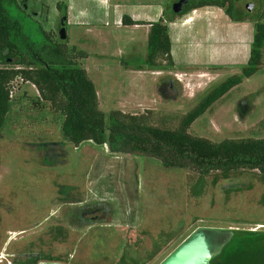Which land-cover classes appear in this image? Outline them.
I'll return each instance as SVG.
<instances>
[{
  "label": "rangeland",
  "instance_id": "rangeland-1",
  "mask_svg": "<svg viewBox=\"0 0 264 264\" xmlns=\"http://www.w3.org/2000/svg\"><path fill=\"white\" fill-rule=\"evenodd\" d=\"M117 1H153L166 13L177 0ZM16 2L19 9H8L25 28L40 25L54 40L87 54L78 62L94 81L102 110H152L156 120L184 115L220 82L240 74L255 32V20L234 22L217 5L197 8L165 21L178 27L171 31L176 66L139 72L132 69H147L142 65L147 41L137 39L145 21L118 34L108 21L98 26L89 18L77 20L73 0H27L26 8ZM232 2L243 13L252 11L246 8L251 2L257 7L253 15L264 20V0ZM58 3L67 7L62 34L65 11ZM196 16L197 22L187 23ZM85 27L96 31L84 34ZM33 37L42 39L36 32ZM62 122L34 84L12 82L11 108L0 131V264L19 253L52 256L56 259L47 262L58 264H121L122 258L129 264H160L201 228L223 230L214 237L219 243L233 231L236 262L264 264V174L242 171L214 185L212 175L201 180L196 172L167 168L156 158L113 153L92 141L75 146L63 136ZM190 131L213 141L264 138V62ZM56 228L66 237L55 238ZM244 234L252 238L241 259L238 241ZM168 236L171 240L152 256L155 242Z\"/></svg>",
  "mask_w": 264,
  "mask_h": 264
},
{
  "label": "trees",
  "instance_id": "trees-1",
  "mask_svg": "<svg viewBox=\"0 0 264 264\" xmlns=\"http://www.w3.org/2000/svg\"><path fill=\"white\" fill-rule=\"evenodd\" d=\"M226 1L229 2L228 6ZM207 5L225 8V13L235 21L248 18L255 20L249 59L241 68L240 74H233L220 82L184 115H163L156 120L151 115L152 110L142 114H130L118 109L109 113L102 110L96 85L87 70L78 62L80 57L84 58L87 54L69 48L66 40H54L40 25L28 30L21 21L12 17L8 9H19L16 0H0V131L11 108V84L21 78L34 84L39 90L41 100L49 103L54 111L63 116V136L75 146L92 141L97 145H108L113 153L156 158L167 168L196 172L201 180L212 175L214 185L220 179H229L242 171L257 170L264 174V138H225L213 141L190 131L192 124L214 103L241 84L245 78L259 71L264 62L262 14L257 16L243 13L233 5L232 0H189L182 12L175 13L172 9L166 13L164 11L163 16L151 24L147 54L142 65L155 70L175 67L172 40L165 21H172ZM58 8L65 11L63 18L67 17L66 5L58 3ZM123 19L127 25L140 23L130 20L127 15ZM35 32L42 35L41 41L34 39ZM15 58L17 60L12 61ZM9 64L13 67L5 66ZM53 234L55 238L66 237L62 228H56ZM245 237L238 241L241 259H244L242 255L247 249L245 241L252 238ZM229 238L222 247L221 256L216 253L211 264L237 263L234 259L237 253L231 250L234 246H230ZM169 240L171 236L157 240L152 256L159 253L163 244ZM54 259L56 258L43 254L29 257V261L33 263ZM121 264L129 263L122 258Z\"/></svg>",
  "mask_w": 264,
  "mask_h": 264
},
{
  "label": "crops",
  "instance_id": "crops-1",
  "mask_svg": "<svg viewBox=\"0 0 264 264\" xmlns=\"http://www.w3.org/2000/svg\"><path fill=\"white\" fill-rule=\"evenodd\" d=\"M73 3H74V6H72L73 11H74L73 13L77 20L78 19L86 20L89 18L90 22H97L98 26L99 25L106 26L105 23L108 21L110 22V24L107 26L113 25L114 30H117L118 34H124L123 32L125 29L133 28V26L124 24L123 18L125 15H127L130 18V20H133V21H145L148 24L141 26L143 28L137 31V33L139 34L137 39L139 42L143 41V44L145 41H147V44H148V36L150 32V27H151L150 23L158 21L163 16V9L160 8L161 6H157V4L153 1H148V2L139 1L138 3H135V2L128 3L127 5H125L123 1H117V0L115 1L114 0L113 1L112 0H73ZM118 19L122 20L121 25L117 23ZM196 20H197V16L187 21V23L190 22L194 24V22H197ZM234 22H237V21H234ZM80 25L84 26L83 24H79L78 26ZM167 25L169 27L168 31H169V34L172 40V51H173V37L171 35V31L177 30L178 27L176 26L175 22H170ZM144 27H147V28H144ZM101 30L107 31L105 29H101ZM92 31L95 32L96 30L85 27L83 30V33L88 34V33H92ZM146 54L147 52L143 53L142 57L145 58ZM172 55H173V58L175 59L173 52H172ZM148 69L149 68L139 70V68H136L132 70L139 71V72H148V71L150 73L154 72L153 70H150V69L148 70ZM158 72L159 71H157V73Z\"/></svg>",
  "mask_w": 264,
  "mask_h": 264
},
{
  "label": "water",
  "instance_id": "water-1",
  "mask_svg": "<svg viewBox=\"0 0 264 264\" xmlns=\"http://www.w3.org/2000/svg\"><path fill=\"white\" fill-rule=\"evenodd\" d=\"M188 0H179L173 4L172 10L175 13H180L183 10V5ZM205 1V0H204ZM217 1V0H214ZM250 10H254L255 5H247ZM66 30L65 18L61 23V34ZM13 59L12 61H16ZM223 230L204 229L201 228L189 236L180 246H178L165 260L160 264H211L213 256L218 253L225 243H219L214 238L217 234H222ZM233 234V231H229Z\"/></svg>",
  "mask_w": 264,
  "mask_h": 264
},
{
  "label": "flooded vegetation",
  "instance_id": "flooded-vegetation-1",
  "mask_svg": "<svg viewBox=\"0 0 264 264\" xmlns=\"http://www.w3.org/2000/svg\"><path fill=\"white\" fill-rule=\"evenodd\" d=\"M21 1L23 3L24 7L26 8L27 5L25 6V4H27V0H21ZM178 1L179 0H177L176 2H178ZM188 1H187L186 4L183 5V8H184L185 5L188 4ZM219 1H221V0H219ZM235 1H237V0H235ZM241 1H243V0H241ZM225 4L228 5L229 2L226 1ZM250 4H251V2H250ZM172 8H173V6H172ZM246 8H248V6ZM255 9H257V7L254 8V10L252 9L253 12L252 11H248V12L249 13H254L255 12ZM248 10H250V9L248 8ZM63 17H64V14L62 15V19H63ZM62 19L60 21V26H61V23H62ZM67 20H68L67 17H65L66 23H67ZM29 256L30 255L29 254H26V253H19V254L13 255L11 260H9V259L6 260V264H58V263L47 262L46 260L45 261L44 260H41V261H39L37 263H33V262H30L29 261ZM0 261L2 262L3 260H0Z\"/></svg>",
  "mask_w": 264,
  "mask_h": 264
},
{
  "label": "built area",
  "instance_id": "built-area-1",
  "mask_svg": "<svg viewBox=\"0 0 264 264\" xmlns=\"http://www.w3.org/2000/svg\"><path fill=\"white\" fill-rule=\"evenodd\" d=\"M195 11V10H194Z\"/></svg>",
  "mask_w": 264,
  "mask_h": 264
}]
</instances>
